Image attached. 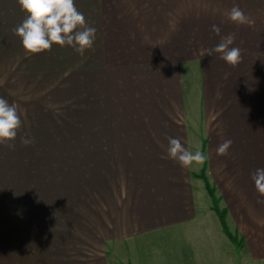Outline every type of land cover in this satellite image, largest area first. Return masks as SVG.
<instances>
[{
  "label": "rangeland",
  "instance_id": "rangeland-1",
  "mask_svg": "<svg viewBox=\"0 0 264 264\" xmlns=\"http://www.w3.org/2000/svg\"><path fill=\"white\" fill-rule=\"evenodd\" d=\"M75 5L97 29L93 47L83 56L57 45L30 55L13 31L27 14L18 0H0V97L17 104L22 119L15 148L0 145V264H126L124 248L116 249L119 244L104 238L102 227L83 218L82 182L98 179L89 174L81 144L102 123L143 120L153 106L152 93L157 100L164 90V96L169 93L159 86L163 74L176 84L172 121L185 123L191 147L196 151L199 145L207 155L205 73L219 54L208 56L206 50L216 46L213 37L218 44L228 36L230 21L213 16L216 11L233 6L249 11L255 25L235 34L234 45L251 78L264 76V0H75ZM153 74L158 82L149 90ZM21 136L34 143L22 145ZM207 162L201 171L209 181Z\"/></svg>",
  "mask_w": 264,
  "mask_h": 264
},
{
  "label": "crops",
  "instance_id": "crops-1",
  "mask_svg": "<svg viewBox=\"0 0 264 264\" xmlns=\"http://www.w3.org/2000/svg\"><path fill=\"white\" fill-rule=\"evenodd\" d=\"M216 12L212 15L228 19L230 10ZM225 25L227 35L249 27L228 20ZM242 61L232 67L214 57L203 92L209 106V183L239 248L223 232L204 183L195 176L202 166L183 168L167 158L169 137L195 150L185 123L172 121L170 106L178 103L174 80L161 74L159 86L169 93L164 96V90L159 100L152 93L153 106L143 120L102 123L94 128L100 132L81 144L89 174L98 179L82 182L83 218L102 227L104 238L119 244L116 249L124 248L126 264H264V196L251 179L264 168V76L251 78ZM157 77L153 74L146 88L152 90ZM226 139L232 141L228 155L219 156L216 149Z\"/></svg>",
  "mask_w": 264,
  "mask_h": 264
},
{
  "label": "clouds",
  "instance_id": "clouds-1",
  "mask_svg": "<svg viewBox=\"0 0 264 264\" xmlns=\"http://www.w3.org/2000/svg\"><path fill=\"white\" fill-rule=\"evenodd\" d=\"M18 4L27 16L15 29L14 33L21 38L23 49L30 55L51 51L53 45L71 47L83 56L86 50L93 47L97 29L87 25L86 18L80 12L75 0H18ZM228 19L237 25H253L255 23L239 6H233L228 13ZM212 31L217 35L221 29L213 25ZM235 34L221 37L220 42L206 55L219 54L220 59L235 67L242 61V50L230 47L234 44ZM205 55V53H201ZM22 128L19 106L0 97V145L14 149V141ZM24 146L34 143V139L21 136ZM232 145L230 139L224 140L216 149L217 155L226 156ZM167 158L177 161L183 168L203 166L208 157L196 145V151H190L178 138H168ZM251 179L257 192L264 196V168H258L251 174Z\"/></svg>",
  "mask_w": 264,
  "mask_h": 264
},
{
  "label": "trees",
  "instance_id": "trees-1",
  "mask_svg": "<svg viewBox=\"0 0 264 264\" xmlns=\"http://www.w3.org/2000/svg\"><path fill=\"white\" fill-rule=\"evenodd\" d=\"M202 152L204 153V151H202ZM202 171H204V168L202 169ZM202 171L200 173H198V174H195V176L202 179V181L204 183V186H205V189H206L208 195L211 198L212 209L217 214V217H218V219L220 221V224H221V227H222L223 232L234 242L235 246L237 248H239L240 247L239 240L237 239V237L235 235H233L229 231V228L227 226V223H226V220H225L226 211H225V209L219 207V204H218L219 203V200L215 196V190L210 185L207 177L204 175V173Z\"/></svg>",
  "mask_w": 264,
  "mask_h": 264
}]
</instances>
